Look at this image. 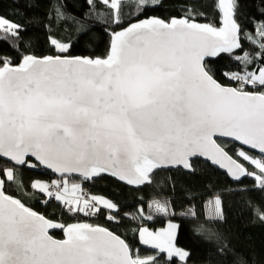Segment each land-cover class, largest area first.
Instances as JSON below:
<instances>
[{
  "label": "snow or ice",
  "instance_id": "snow-or-ice-1",
  "mask_svg": "<svg viewBox=\"0 0 264 264\" xmlns=\"http://www.w3.org/2000/svg\"><path fill=\"white\" fill-rule=\"evenodd\" d=\"M133 2L143 10L157 0ZM101 3L120 27L110 33L103 58L68 55L71 44L51 36L54 55L25 54L19 63L0 58V157L58 173L59 179L35 181L32 187L73 215L107 209L110 220L118 206L72 182V174L87 181L108 173L128 185H143L153 170L190 169V158L200 155L235 179L253 177L264 188V23L256 37L242 33L237 0H216L219 27L197 22L203 13L193 8L179 18L150 17L121 27L123 0ZM21 31V25L0 16V39L15 42ZM242 34L259 51L234 56L243 71L225 72L236 86L224 85L213 75L209 58L240 49ZM217 138H230L240 147L230 155ZM17 180L14 168L2 170L0 264H156L155 255L141 257L107 228L63 224L33 211L7 194L6 183ZM208 205L212 218H223L219 196ZM149 207L169 212L167 202L155 200ZM139 218L153 217L141 209ZM176 227L169 223L159 232L140 227V242L185 261L190 253L175 246ZM51 229H61L64 239L54 238Z\"/></svg>",
  "mask_w": 264,
  "mask_h": 264
},
{
  "label": "trees",
  "instance_id": "trees-1",
  "mask_svg": "<svg viewBox=\"0 0 264 264\" xmlns=\"http://www.w3.org/2000/svg\"><path fill=\"white\" fill-rule=\"evenodd\" d=\"M215 3L216 0H157L140 10L133 0H123L121 27L150 17L166 21L179 18L187 14L185 9L188 8L203 13L196 16L197 22L214 23L219 27L220 13ZM237 4L236 19L242 33L256 37L258 26L264 23V0H237ZM110 12L101 0H93L92 6L88 0H0V16L23 29L15 42L0 39V58L10 57L13 63H19L25 54L54 55L56 50L50 44V36L71 44L68 55L103 58L109 50L110 33L120 30L112 24ZM241 36L240 49L233 54L222 53L208 62L215 78L224 85L236 86L235 81L224 76L225 72L243 71V65L234 56H243L245 52L254 56L259 51L258 45ZM218 143L230 155L239 148L230 142ZM6 167L14 168L18 178L16 183H6L7 194L20 199L33 211L63 224L86 222L105 227L124 239L133 250H138L141 257L155 255L156 264H264V219H261L264 188L258 186L253 177L233 183L208 163L195 160L192 174L181 169L159 170L151 177L150 185L138 190L105 174L89 182L70 178L81 182L88 193L103 196L118 206V211H111L115 220H110L107 209L93 216L73 215L60 202L35 190L32 184L36 179H58L38 166L19 168L0 160V174ZM216 196L222 201L223 218L209 219L205 206ZM155 200L168 203L167 215L149 207ZM141 209L145 217L151 214L153 220H141ZM168 218L179 224L177 245L190 253L185 261L168 259L165 253L140 242L138 229L142 225L157 229L165 226ZM52 236L64 239L62 230H56Z\"/></svg>",
  "mask_w": 264,
  "mask_h": 264
},
{
  "label": "water",
  "instance_id": "water-1",
  "mask_svg": "<svg viewBox=\"0 0 264 264\" xmlns=\"http://www.w3.org/2000/svg\"><path fill=\"white\" fill-rule=\"evenodd\" d=\"M241 40H242V36H241V39H240V43H241ZM236 50H237V49H236ZM234 51H235V50H234ZM220 55H221V54H220ZM218 57H219V56H218ZM218 57L209 58V61H208V62H210V61H214V60H216ZM218 141L230 142V143H233V144H235L236 146L240 147V145H239L237 142H233L230 138H217V142H218ZM245 150H246V151H251V150H249V149H247V148H245ZM252 154H254V155H259V153H258V152H255V151H252ZM26 159H28L29 161H32L34 164L37 163V161L35 160L34 157H30V156H29V157H27ZM0 160L15 165L13 162H11V161H10L9 159H7V158H2V157H0ZM195 160H199V161H202V162H204V163H208L212 168L217 169V170L220 171L221 173L225 174V175L229 178V180L232 181L233 183H240V182H242L243 180H245V179L248 177V176H242L239 180H237V179H235L231 174L228 173L227 169H225V168H221L218 164H214L210 158L205 157V156H200V155H197V156H194V157L190 158V164H191V168H190V169H186V168H184L182 165H178V166H169V167H163V168H160V169H155V170H153V172L150 174V182H145L143 185H128L126 182H124V181H120L118 178L113 177V176H111V175L108 174V173H102V174H105V175H107L108 177H110V178H112V179H114V180H116V181H118V182H120V183H122V184H124V185H126V186H128V187H130V188H132V189L138 190V189H142L144 186L150 185V184L152 183V181H151V180H152L151 177L153 176V174H154L155 172H157V171H159V170L172 171V170H178V169H181V170H183V171H185V172H187V173L192 174V173H193L192 162L195 161ZM15 166H17V167H19V168H23V167H26L27 165H15ZM38 167L40 168V170H42V171H44V172H46V173L52 175L53 177L59 179V174H58V173H54L52 170L46 168V167L43 166V165H39ZM70 178H76V179H80V180H82V178L79 176V174H72V176H71ZM96 178H97V177L92 178L91 180H87V181H85V182L93 181V180H95ZM104 228H105V227H104ZM56 230H61V229H51V230H49V231H50V234L52 235V233L55 232Z\"/></svg>",
  "mask_w": 264,
  "mask_h": 264
},
{
  "label": "rangeland",
  "instance_id": "rangeland-1",
  "mask_svg": "<svg viewBox=\"0 0 264 264\" xmlns=\"http://www.w3.org/2000/svg\"><path fill=\"white\" fill-rule=\"evenodd\" d=\"M35 181H42V182H51V181H49V180H44V179H36ZM34 181V182H35ZM72 182H77V181H72ZM78 183H81V182H78ZM81 185H82V188L84 189V187H83V184L81 183ZM35 190H37V191H39L38 189H35ZM41 193V192H40ZM43 194V193H42ZM43 195H45V194H43ZM46 196V195H45ZM98 196H100V195H98ZM105 198V197H104ZM107 199V198H106ZM205 209H206V216L209 218V219H219V218H212V214H211V211H210V206L208 205V203L206 204V206H205ZM112 211H115V210H112ZM169 213V212H168ZM167 213V214H168ZM166 214V215H167ZM146 220H148V219H146ZM153 220V218L151 219V220H148V221H152ZM169 223H172V224H175L177 227H176V229H175V238H174V244H175V246L177 247V248H180V247H178V245H177V237H178V231H179V224L176 222V221H173V220H171L170 218H168L167 219V221H166V224H165V226H163V227H159V228H157V229H152V228H150L148 225H142L141 227H146V228H148L150 231H152V232H159L160 230H166L167 228H168V225H169ZM140 238V237H139ZM142 244V243H141ZM143 245V244H142ZM143 246H146V245H143ZM146 247H149V248H151L150 246H146ZM153 249V248H152ZM180 249H182V248H180ZM157 250V249H156ZM184 250V249H183ZM159 251V250H158ZM186 251V250H185ZM164 253V252H163ZM166 254V256H167V253H165ZM168 257V256H167ZM173 258H177V259H179L178 257H172V258H169L168 257V259H173ZM187 259V258H186Z\"/></svg>",
  "mask_w": 264,
  "mask_h": 264
},
{
  "label": "crops",
  "instance_id": "crops-1",
  "mask_svg": "<svg viewBox=\"0 0 264 264\" xmlns=\"http://www.w3.org/2000/svg\"><path fill=\"white\" fill-rule=\"evenodd\" d=\"M85 190V189H84Z\"/></svg>",
  "mask_w": 264,
  "mask_h": 264
}]
</instances>
